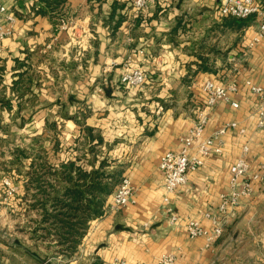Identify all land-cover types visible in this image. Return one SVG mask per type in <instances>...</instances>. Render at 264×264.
<instances>
[{"label":"crops","instance_id":"obj_1","mask_svg":"<svg viewBox=\"0 0 264 264\" xmlns=\"http://www.w3.org/2000/svg\"><path fill=\"white\" fill-rule=\"evenodd\" d=\"M257 1L264 7V0ZM223 2L158 0L137 16L133 0H4L17 22L14 34L0 43V136L16 129L32 140L49 135V160L59 166L84 154L85 127H92L102 138L97 163L107 158L128 175L136 202L91 220L78 250L66 258L35 251L28 232L4 236L0 228V264H110L116 257L156 264L163 253H174L177 264H264V185L258 183L254 195L241 200L212 247L203 237H190L185 227L189 217L210 227L208 211L222 216L220 195L229 190L231 167L245 143L252 165L264 162V128L257 127L256 114L261 101L247 84L264 86V40L249 48L256 18L224 16ZM62 17L72 19L69 30L59 29ZM129 67L149 73L144 86L121 81ZM209 79L236 81L238 92L230 97L238 106L220 100L209 107L205 135L231 121L246 133L229 129L222 136V154L208 155L170 195L180 215L179 224L170 225L159 161L166 151L181 148L204 104L202 86ZM8 147L10 159L0 163L24 170L17 200L25 211L31 159L12 163L15 147ZM80 163L91 168L86 158ZM6 212L1 209L0 216Z\"/></svg>","mask_w":264,"mask_h":264},{"label":"built area","instance_id":"obj_2","mask_svg":"<svg viewBox=\"0 0 264 264\" xmlns=\"http://www.w3.org/2000/svg\"><path fill=\"white\" fill-rule=\"evenodd\" d=\"M158 0H133L132 9L135 15L139 16L148 7ZM220 12L224 16H231L237 19H249L255 17L257 29L248 47L252 48L264 40V7L257 0H224L220 7ZM17 17L9 10L4 0H0V43L15 32ZM72 19L62 17L59 22L60 30H69L72 27ZM149 73L142 68L129 67L121 77V81L132 87H142L146 84ZM251 91L258 94L261 104L257 108V127L264 128V86L248 81ZM238 83L231 81L219 83L213 79L205 81L202 86L204 93V104L197 109L195 125L190 132L181 138V148L178 150L166 151L159 161V168L163 173L165 195L163 199V209L170 225H178L180 215L171 201L170 195L179 191L189 179V174L201 168L206 161V157L211 153L222 154L225 135L229 129H239L241 134L246 133V129L241 127L238 121L226 122L217 128L210 135H205V130L210 119L209 107L214 106L218 101L225 100L232 105L238 103L230 97L231 93L238 92ZM250 145L245 143L242 151L231 167L230 186L227 192L220 195L218 211H208L205 217L211 220L212 225L206 227L202 220L189 217L185 222V227L190 237H203L205 246L212 247L223 235L224 228L230 215L235 213L237 206L245 197L254 195L256 185H264V162L258 163L255 167L249 158ZM5 182L9 183L6 177ZM135 187L131 178L124 175L118 183L112 195V200L105 207L106 211H119L131 203L136 202ZM177 256L174 253H163L157 259L156 264H177ZM110 264H141L124 258L116 257Z\"/></svg>","mask_w":264,"mask_h":264},{"label":"trees","instance_id":"obj_3","mask_svg":"<svg viewBox=\"0 0 264 264\" xmlns=\"http://www.w3.org/2000/svg\"><path fill=\"white\" fill-rule=\"evenodd\" d=\"M85 131L89 141L87 150L59 166L50 162L44 148L43 154L41 151L36 154L24 146H17L13 151L12 163L31 159L27 171L29 179L25 183L26 198L32 200L29 207H35L40 216L34 219L36 225L32 227L31 238L48 242L52 253H48L47 258L57 255L66 258L78 250L90 221L105 214L107 199L123 176L122 170L111 167L107 158L97 163L96 146L102 138L93 134L92 127L86 125ZM40 137L34 136L33 140ZM81 158L88 159L91 168L81 164ZM33 188L36 191L32 192Z\"/></svg>","mask_w":264,"mask_h":264},{"label":"rangeland","instance_id":"obj_4","mask_svg":"<svg viewBox=\"0 0 264 264\" xmlns=\"http://www.w3.org/2000/svg\"><path fill=\"white\" fill-rule=\"evenodd\" d=\"M27 130L30 131V126L27 128ZM24 133L25 132H21L20 130L16 129V132H13L12 135L8 137L5 135L0 136V161H3L6 158L10 159L8 158L10 156L11 151L8 147L9 145H12V147H15V145L30 147V145L32 144V148L30 149H32V152L36 153V147L38 144V153L39 151H41L40 153L43 154L42 149L44 146H42V143H45V147H48L47 156L49 157V159L53 157V152L51 149L52 139H50L51 137L49 135H46L45 139L38 141L39 139L32 140L29 136H27V134ZM60 154L63 155V153L61 152ZM1 163L0 174L2 175V177L0 179V191L4 196L0 199V210L3 209L7 212L4 213V215L0 216V228L2 229V232L4 231V236H7V234H5L7 232L11 233L13 237H18L21 234H25L26 232H28L31 238L32 227H35L36 225V221L34 219L38 217L40 218V216L38 215L37 209L35 207H29V204L31 203L30 201L32 200H29V202L24 201V206H27L25 211H23V208L20 209L21 207H19L20 203L17 200V193L21 189V184H23L22 179L23 177H25L24 170L21 169L20 166H5ZM6 168L8 170H6ZM6 177L10 180L9 183L4 181ZM33 191H36V189L33 188L32 192ZM19 225L21 227L19 229L16 228ZM32 248L37 252H40L42 254L44 253L45 255L46 253L47 255L48 253H52V249L48 246V242L45 241L43 243V241L32 239ZM60 257L62 258V255H57L53 258L59 259ZM57 262L58 261H56V264Z\"/></svg>","mask_w":264,"mask_h":264},{"label":"water","instance_id":"obj_5","mask_svg":"<svg viewBox=\"0 0 264 264\" xmlns=\"http://www.w3.org/2000/svg\"><path fill=\"white\" fill-rule=\"evenodd\" d=\"M25 249L27 250V252L32 255L34 258L38 259L39 261H41L42 263H46L47 260L46 259H43L41 258L39 255H37L36 253L32 252L30 249L26 248Z\"/></svg>","mask_w":264,"mask_h":264}]
</instances>
